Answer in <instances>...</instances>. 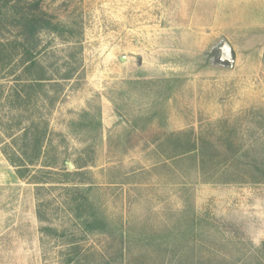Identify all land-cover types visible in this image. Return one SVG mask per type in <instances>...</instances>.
I'll list each match as a JSON object with an SVG mask.
<instances>
[{"label":"rangeland","instance_id":"obj_1","mask_svg":"<svg viewBox=\"0 0 264 264\" xmlns=\"http://www.w3.org/2000/svg\"><path fill=\"white\" fill-rule=\"evenodd\" d=\"M27 1L0 0V40L19 38L11 14ZM42 8L74 33L40 36L36 74L48 80L31 108L50 134L31 172L42 183L20 179L0 147V264H264V184L252 180L264 170V0ZM224 37L233 67L221 62ZM15 69L0 73L3 127ZM75 185L91 188L83 212L86 197L110 233L83 232L68 210Z\"/></svg>","mask_w":264,"mask_h":264},{"label":"trees","instance_id":"obj_2","mask_svg":"<svg viewBox=\"0 0 264 264\" xmlns=\"http://www.w3.org/2000/svg\"><path fill=\"white\" fill-rule=\"evenodd\" d=\"M13 1L6 0L7 4ZM11 15L13 22L18 28L19 38L12 42L10 40H0L2 41L0 42V73L10 68V74L15 75V68L16 66L18 67V64L23 67V72L16 75L17 86L3 98L4 104L8 106L12 115L8 120V124H5L4 127L3 125L0 126L3 130L1 135H4V138H8V140L10 139L7 142L8 140L0 137V147L9 163L16 168V173L20 179L28 180L32 184H39L42 183L40 182L42 178H39L36 174L33 175L31 167L43 158L44 149L49 141L50 134L48 120L44 119L42 112L31 108V104H33L31 90H40L43 87V82L48 80L45 78V72L36 74L38 67L37 57L41 53L40 36L43 33L55 34L67 40H72L74 29L71 26L57 22L52 15L45 12L42 8V0H28L27 7L24 10H16V14L12 13ZM65 32L70 34L65 36ZM14 60L18 61V64H13ZM83 116H88V113H84ZM24 120L28 121V126L22 128L21 125ZM73 125L77 124L74 123ZM177 137L182 139L183 135H177ZM197 151L199 152V149L194 144L193 148H189L187 152L185 150L184 153H195ZM45 166L50 167V165ZM48 173L51 174V172ZM63 176L66 182H73L78 179L80 174L66 173ZM72 176L73 179L68 180ZM252 180H254L253 183L264 184V170L258 168V176ZM223 183H230V181H224ZM90 189L82 190L77 185L67 189V191L76 195L68 203V210L74 219L79 222L83 232L108 234L110 233L108 222L97 214L94 206L86 197L85 206L89 207L90 212L87 215L83 212L84 204L80 201L79 195L82 192L90 191ZM38 216L40 220H43L41 214H38ZM189 223V228L185 233L194 234L198 222L196 218H193ZM42 230L47 235H57L58 233L52 227H44ZM73 250L75 251L72 254H75L77 250L75 248ZM79 263H77V258L70 257L67 260V264ZM178 263L182 264V259H179Z\"/></svg>","mask_w":264,"mask_h":264},{"label":"water","instance_id":"obj_3","mask_svg":"<svg viewBox=\"0 0 264 264\" xmlns=\"http://www.w3.org/2000/svg\"><path fill=\"white\" fill-rule=\"evenodd\" d=\"M221 62L229 66H234L237 60V54L227 38H223V44L220 48Z\"/></svg>","mask_w":264,"mask_h":264}]
</instances>
